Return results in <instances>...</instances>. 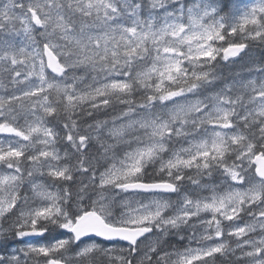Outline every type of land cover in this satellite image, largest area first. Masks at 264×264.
I'll list each match as a JSON object with an SVG mask.
<instances>
[{
	"label": "snow or ice",
	"instance_id": "1",
	"mask_svg": "<svg viewBox=\"0 0 264 264\" xmlns=\"http://www.w3.org/2000/svg\"><path fill=\"white\" fill-rule=\"evenodd\" d=\"M0 264H264V0H0Z\"/></svg>",
	"mask_w": 264,
	"mask_h": 264
}]
</instances>
